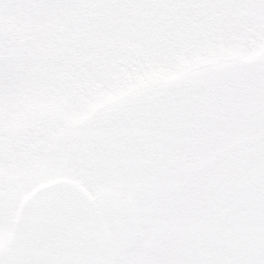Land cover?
<instances>
[{
  "label": "snow or ice",
  "instance_id": "obj_1",
  "mask_svg": "<svg viewBox=\"0 0 264 264\" xmlns=\"http://www.w3.org/2000/svg\"><path fill=\"white\" fill-rule=\"evenodd\" d=\"M0 264H264V0H0Z\"/></svg>",
  "mask_w": 264,
  "mask_h": 264
}]
</instances>
